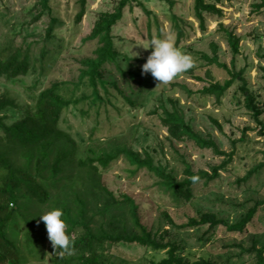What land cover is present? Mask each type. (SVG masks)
<instances>
[{
    "label": "rangeland",
    "instance_id": "1",
    "mask_svg": "<svg viewBox=\"0 0 264 264\" xmlns=\"http://www.w3.org/2000/svg\"><path fill=\"white\" fill-rule=\"evenodd\" d=\"M37 1L0 0V50L10 44L30 45L36 56L41 54L44 45L51 49L43 65L38 62L27 75L15 80L0 77V92L14 97L20 105L32 102L28 91L39 81L38 87L42 89L57 79L72 83L78 80L83 65L81 60L92 56L97 47L96 41L84 38L92 31L98 14L113 10L118 2L86 0V14L77 22L80 0H49L58 23L55 36L46 41L50 14L46 12L39 20L31 22L38 11ZM208 1L216 2L223 9V15L207 14L206 31L201 30L194 16V0H174V5L167 0H141L142 4L127 5L122 19L113 29L115 45L122 53L119 56L122 68L138 70L142 74L141 66L152 51L151 47L143 45L148 46L153 36L171 35L176 43L174 14L184 28L178 47L192 56L190 68L193 73L187 69L167 83L159 82L151 73L129 81L115 63H108L111 78L118 80L121 89L135 98L136 104L130 105L120 94L115 99L116 105H109L97 114L96 109L88 108V100L81 101L64 111L61 127L76 138L80 158L92 155V149L98 153L126 146L143 155L149 152L155 164L163 165L180 180L187 177V163L195 171L209 172L214 166L224 164L216 178L194 185V197L189 201L176 200L163 190L152 171L147 168L136 170L124 155L103 171L102 179L117 195L128 193L133 196L140 206L143 221L161 240L177 241L182 255L192 260L204 256L218 264H256L255 254L242 251L238 245L245 248L254 242L258 247L264 245V203L243 231H231L225 225L175 227L165 215L169 212L177 224H183L190 216L213 211L232 223L240 220L257 201L264 200V165L260 166L264 164V11L253 10V4L259 0ZM220 23L240 36L239 53H233ZM213 42L217 44L221 62L243 71L263 108L259 117L261 122L256 121L244 103L239 88L241 81H236L220 101L214 95H203L199 91L211 80L224 82L230 78L226 69L211 64L204 57V54H214ZM131 49L140 54L133 56ZM124 54L129 56V61ZM193 74L204 79L197 80ZM86 82V79L80 81L76 96L91 92ZM130 85L135 88L131 89ZM112 90L116 91L115 88ZM172 99L177 100L194 129L213 138L224 153L202 147L193 140L177 141L169 137L160 115L163 105L173 108ZM8 112L10 120H14L13 112ZM254 168L256 171L245 179ZM89 196L95 198L93 194ZM96 220L100 221V217ZM51 246L48 236L46 248L50 250ZM51 255L48 254L45 260L31 257L24 264H50ZM164 256L166 250L156 251L138 243L112 245L102 255L104 260L114 264H148L150 260Z\"/></svg>",
    "mask_w": 264,
    "mask_h": 264
},
{
    "label": "trees",
    "instance_id": "2",
    "mask_svg": "<svg viewBox=\"0 0 264 264\" xmlns=\"http://www.w3.org/2000/svg\"><path fill=\"white\" fill-rule=\"evenodd\" d=\"M170 1L174 5V0ZM81 9L76 16L80 22L86 14V0H80ZM141 0H118L113 10L101 11L94 23L92 31L84 39L94 40L97 47L92 56L81 60L78 80L68 82L57 79L45 88H39L41 81L30 86L28 97L30 104L20 103L7 93L0 92V264H24L31 257L45 260L48 254L50 264H114L104 260L102 255L108 247L116 244L138 243L153 250H166V256L148 264H218L216 261L201 256L191 259L179 252L177 241H163L143 221L140 206L128 193L117 195L102 179V173L110 164L124 155L135 169L147 168L158 178L163 190L176 200L194 197V185L201 181H210L219 175L221 166H214L212 172L201 169L195 171L187 163V177L178 179L161 164H155L149 152L136 151L126 146H116L109 151L95 152L86 158L77 155L78 142L68 130L61 127L64 111L71 105L81 101H89L88 108H94L97 114L109 105H116L115 99L121 94L130 105L136 99L121 89L117 79L111 78L108 63H115L117 69L126 80L138 79L142 74L138 70H126L119 62L122 54L114 41L113 29L122 19L127 5ZM253 10L264 11V0L253 4ZM38 11L31 22L39 20L44 13L50 14L46 41L55 36L58 18L53 15L49 0H38ZM207 14L223 15V9L216 2L194 0V16L198 19L202 31L207 29ZM173 22L177 31L176 45L184 36V28L179 18L173 14ZM234 54L240 52L241 38L232 29L220 23ZM217 44L213 42L212 55L204 54L211 63L227 70L230 78L211 80L199 90L203 95H214L219 101L226 91L236 82L244 95L245 105L252 111L256 121L261 122L263 108L249 87L242 70L237 71L226 62L219 60ZM51 49L44 45L40 55H34L31 46H14L0 50V77L15 80L27 75L37 64L42 65ZM129 61V56L124 54ZM193 73V69L189 68ZM212 77V74L208 72ZM197 80L200 75L193 74ZM86 79L91 88L90 93L76 96L75 91L80 81ZM142 84V82H139ZM131 89L135 87L130 85ZM37 88L39 89L37 91ZM115 88L116 91L112 89ZM173 108L163 105L161 122L168 129L169 137L177 141L193 140L202 147H211L217 153L221 151L213 138H207L196 131L185 118L177 100H173ZM118 107V106H117ZM9 110L13 112L12 117ZM84 112V110H83ZM111 114L108 115L111 118ZM221 128L222 125L214 119ZM264 164H261L262 166ZM78 170V171H77ZM77 171V173H75ZM256 168L245 176L249 178ZM195 176L197 179L192 180ZM95 198H90L89 195ZM92 202V205L91 204ZM264 200L257 201L237 222H230L213 211L200 216H190L183 224H177L169 212H165L169 222L175 227L201 226L208 224L210 228L225 225L231 231H243L255 216ZM63 209L66 221V232L73 238L72 250L63 256L51 246L46 248L48 231L40 214L54 208ZM100 217V221L96 217ZM242 251L254 253L256 264H264V245L257 243Z\"/></svg>",
    "mask_w": 264,
    "mask_h": 264
},
{
    "label": "clouds",
    "instance_id": "3",
    "mask_svg": "<svg viewBox=\"0 0 264 264\" xmlns=\"http://www.w3.org/2000/svg\"><path fill=\"white\" fill-rule=\"evenodd\" d=\"M143 46L145 48L151 47L152 51L141 66L142 74L151 73L159 82L167 83L173 80L178 74L186 71L193 64L192 56L181 50L171 35L153 36L149 45ZM133 53V56L140 54L138 52ZM196 179L197 177H192L193 181ZM63 216V209L60 207H54L40 214V218L46 224L53 248L59 251L61 256L65 252H70L74 243L73 238L66 232V221Z\"/></svg>",
    "mask_w": 264,
    "mask_h": 264
}]
</instances>
